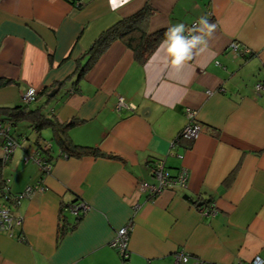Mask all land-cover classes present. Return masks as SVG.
Here are the masks:
<instances>
[{
  "label": "crops",
  "instance_id": "0c3cea01",
  "mask_svg": "<svg viewBox=\"0 0 264 264\" xmlns=\"http://www.w3.org/2000/svg\"><path fill=\"white\" fill-rule=\"evenodd\" d=\"M81 2L0 0V108L20 106L28 90L56 91L44 114L59 123L78 120L68 130L72 143L105 155L68 157L50 142L53 165L43 176L12 154L1 170L9 191L38 182L45 190L20 201V226L0 232V264H175L178 254L188 264H264V88L255 91L264 85V0ZM146 4L153 10L149 33L178 23L188 30L208 15L215 31L175 68L165 62L167 45L142 65L115 41L74 84L76 62L98 35ZM231 43L250 54H234ZM119 98L135 109L118 114ZM45 101L39 95L29 108ZM186 108L196 111L201 133L176 141ZM32 134L16 135L25 153L35 147ZM158 161L172 176L185 169L187 186L150 199L137 188L155 184ZM79 202L88 206L81 218L62 212ZM196 204L217 213L205 219ZM129 221L122 261L109 245ZM63 222L67 232L58 238Z\"/></svg>",
  "mask_w": 264,
  "mask_h": 264
},
{
  "label": "trees",
  "instance_id": "16d2710c",
  "mask_svg": "<svg viewBox=\"0 0 264 264\" xmlns=\"http://www.w3.org/2000/svg\"><path fill=\"white\" fill-rule=\"evenodd\" d=\"M70 3L72 6L79 8L81 6L82 0H65ZM153 15L152 8L146 4L141 10L136 12L135 14L124 18L118 21L116 24L103 31L98 35V37L94 40L89 49L77 60L76 62V71L74 73L75 82L79 79H82L86 73L93 67V65L97 62L100 56L110 47V45L115 41H121L126 45V47L132 52L134 61L139 64H145L148 59L153 55V53L160 46L161 42L166 39V34L168 29H163L156 31L154 33H149L148 26L150 19ZM209 23L215 24V21L210 18V15L204 17ZM200 27L199 23H196L195 27L198 29ZM193 28V29H194ZM192 26L188 29L191 30ZM191 32V33H190ZM190 33V34H189ZM199 31H186L185 35H201ZM196 52V51H195ZM194 52V53H195ZM247 58V56L245 57ZM72 79V78H70ZM66 81H69L67 79ZM65 82L59 83L55 85V89L58 86L64 85ZM52 92V90H48L44 88L40 91L35 101L38 99V96H45V103L35 110H31L29 105L21 104L15 108H0V123L7 125V127H16L18 123L25 122L27 123L28 129L31 132H34L37 140L35 141L34 151L41 155H44V160L46 163L53 165V158L51 155V149L49 151H43L41 147L38 145L39 141H42L41 133L44 130H49L51 134V138L45 141L54 142L61 150L62 153H65L68 157L80 158L82 156H93V157H104L98 149L77 146L72 143L70 138L68 137V130L79 124L78 120H70L66 123H59L53 117H48L44 114V109L46 104L51 101V98L48 95ZM54 98V97H53ZM52 98V99H53ZM34 101V102H35ZM33 102V103H34ZM32 104V103H31ZM10 134V130H9ZM11 137L15 140H19L17 136L10 134ZM178 136L176 138V141ZM112 157L114 156H108ZM10 159V158H9ZM6 162L0 161V202L5 194V188H7L6 179H4L3 174L1 172L3 165ZM153 164V163H152ZM44 176L45 174L41 172ZM10 194H12L9 191ZM13 195V194H12ZM197 206L199 204H196ZM204 205V204H203ZM74 228V227H72ZM67 232V224L63 222L61 224L58 238H61ZM127 260V259H126ZM124 260V261H126Z\"/></svg>",
  "mask_w": 264,
  "mask_h": 264
},
{
  "label": "built area",
  "instance_id": "2783aa9c",
  "mask_svg": "<svg viewBox=\"0 0 264 264\" xmlns=\"http://www.w3.org/2000/svg\"><path fill=\"white\" fill-rule=\"evenodd\" d=\"M196 23L192 25V29L195 27ZM191 33V32H190ZM189 33V34H190ZM230 51L234 54L245 58L250 54V51L244 48H241L236 43H231L228 47ZM263 84H256L255 91L258 93L263 90ZM211 93L208 92V95ZM37 96V92L34 90H28L26 94L22 97V104L29 105L35 101ZM135 108L132 105H128L124 99L119 98L116 105L115 111L120 114L126 111H133ZM184 115L187 119V123L184 128L178 134V139H185V140H194L196 139L199 134L201 133L200 125L197 123L196 120V111L186 108L184 110ZM0 135L2 136V143H3V162H6L12 154L21 146L20 140H15L9 134V128L0 127ZM43 151H49L51 149V143L45 140L39 141L38 144ZM44 155L36 153L34 151L32 154H26L23 157L24 164L29 162L35 163L40 172L44 173L45 175L50 171L51 165L46 163L44 160ZM152 178L155 181L154 185L147 184L144 182H140L138 184V192L145 193L150 199H154L158 196L163 190L170 189V188H185L187 186L188 181V174L185 169H182L176 174L172 176L170 172L166 169L165 164L161 161L154 162L152 165ZM8 181H6L7 183ZM44 187L41 182L35 183L31 186H28L20 193L17 194H10L9 189L5 188V194L2 198L0 203V232H11L13 228L16 226H20V217H18L14 210L20 204V201L25 198H31L36 193L43 192ZM195 209L197 212L205 219L213 218L217 211L214 205H196ZM88 210L87 204L83 202L75 203L68 205L62 209V212H69L72 214L76 219L81 218L84 213ZM132 230V223L129 221L124 227L119 229L116 233L112 241L110 242V247L113 248L120 259L122 261L128 258V242H129V235ZM23 239H21L22 241ZM189 258L187 255L178 254L175 258V264H188ZM251 264H263V261L260 258H255Z\"/></svg>",
  "mask_w": 264,
  "mask_h": 264
},
{
  "label": "clouds",
  "instance_id": "9594fccd",
  "mask_svg": "<svg viewBox=\"0 0 264 264\" xmlns=\"http://www.w3.org/2000/svg\"><path fill=\"white\" fill-rule=\"evenodd\" d=\"M200 27L187 30L182 23L175 24L168 29L166 39L161 42V47L164 48L165 62L171 67H179L186 61L191 60L194 52L199 51L201 46H207L206 37H211L215 31L216 25L209 23L206 18H201L199 21ZM186 31H199L201 35H185ZM160 48L157 49V52ZM155 55V53H154Z\"/></svg>",
  "mask_w": 264,
  "mask_h": 264
},
{
  "label": "rangeland",
  "instance_id": "374dc122",
  "mask_svg": "<svg viewBox=\"0 0 264 264\" xmlns=\"http://www.w3.org/2000/svg\"><path fill=\"white\" fill-rule=\"evenodd\" d=\"M8 128L10 130V134H15V136L19 135V134H23V135L31 137V138L34 137L32 132L28 129V127L25 123H19L18 126L15 128H12V127H8ZM41 136H42V139H50L51 138V137H49V131L48 130H44L42 132ZM33 152H34V148L29 149V152L25 153L24 150L21 147H19L18 149L15 150V154H13V158L15 156V158H14V160H15L19 154H21V157L22 156L24 157L26 154H32ZM21 163H22V160H21ZM34 164L35 163L30 162V165H34ZM34 166H36V164Z\"/></svg>",
  "mask_w": 264,
  "mask_h": 264
},
{
  "label": "water",
  "instance_id": "95a60500",
  "mask_svg": "<svg viewBox=\"0 0 264 264\" xmlns=\"http://www.w3.org/2000/svg\"><path fill=\"white\" fill-rule=\"evenodd\" d=\"M55 94H56V91H53V92H51V93L48 95V97H49V98L54 97ZM183 198L187 200V197H186V196H184ZM199 205H201V204H199Z\"/></svg>",
  "mask_w": 264,
  "mask_h": 264
}]
</instances>
